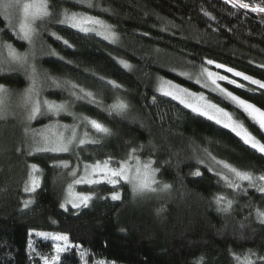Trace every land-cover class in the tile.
<instances>
[{
    "label": "trees",
    "instance_id": "1",
    "mask_svg": "<svg viewBox=\"0 0 264 264\" xmlns=\"http://www.w3.org/2000/svg\"><path fill=\"white\" fill-rule=\"evenodd\" d=\"M94 2L110 11L50 0L53 15L42 26L67 39L73 47L43 33L45 53L38 66L42 73L76 82L101 101L98 105L77 101L72 107L76 113L102 122L112 132L110 136L92 133L100 143L83 146L79 152L82 160L94 162L112 157L119 161L130 151L129 145H143L141 159L154 160V166L160 168L157 179L171 188L134 196L124 182L115 187L95 185L85 189L94 193L87 208L64 211L60 208L62 185L57 181L65 177V171L52 165L60 160L76 162L75 155L29 156L27 149L18 146L17 135H6L1 143L5 153L0 154V264H41L29 249L30 242L36 251L52 254V244L34 234L30 236V231L67 234L74 244L88 249L92 259L117 264H236L234 256L246 254L249 249L264 255V223L255 216L256 207L264 209V194L254 189H248L246 194L227 189L216 172L230 174L203 150L207 149L216 160L256 175L264 173V156L231 132L156 93L160 78L196 91L205 90L209 99L233 113L264 142V133L241 110L218 93L173 72L187 66L199 69L211 59L264 81V14L232 8L224 0ZM246 2L257 4L261 0ZM65 8L104 19L114 27L118 45L58 24L56 18ZM5 27L0 16V29ZM8 32H3L0 39L23 49L15 35ZM51 50L57 55H49ZM121 59L130 63L131 69H125L119 63ZM226 75L235 78L230 73ZM235 79L246 89L227 82L221 85L264 108V90ZM109 80L120 87H112ZM0 84L22 90L27 86V77L18 70L0 75ZM153 95L157 97L155 104ZM44 96L57 102L71 99L66 91L50 88ZM121 99L129 105L127 112H110L108 106ZM49 121L50 116H39L31 128ZM197 157L204 163H197ZM32 163L42 170L41 184L35 193H25L23 187ZM197 170L201 175H192ZM243 186L247 187V182ZM113 191L120 193L119 200L111 199ZM213 194L233 199L232 211H218ZM28 199L33 203L25 209L23 202ZM61 264H80L77 250L63 253Z\"/></svg>",
    "mask_w": 264,
    "mask_h": 264
},
{
    "label": "snow or ice",
    "instance_id": "2",
    "mask_svg": "<svg viewBox=\"0 0 264 264\" xmlns=\"http://www.w3.org/2000/svg\"><path fill=\"white\" fill-rule=\"evenodd\" d=\"M75 2L89 9L99 8L103 12L110 11V9L101 8L99 3L94 2V0H75ZM224 3L230 4L232 8L264 14V0L257 4L248 3L246 0H224ZM16 7L22 8L23 11V18L19 23L18 29L9 11ZM0 9L3 10L6 21V27L5 29H0V35L5 31H14L18 41H25L30 46L34 44L35 38L39 36L37 28L34 26L35 22L44 21L53 15L50 10V0H27V2H23V0H0ZM205 15H208V13H205ZM57 23L66 25L85 35L95 34L110 43H115L118 38L111 24L87 12H75L65 8L60 12ZM50 35L56 40L62 41L65 46L73 47L67 39L57 35L55 32L50 33ZM5 49L7 50L6 56L3 54ZM48 54L57 55L54 50H51ZM34 59V52L21 53L11 43L0 41V75L9 74L20 69L28 73L30 85L25 89L22 98L24 111L26 112L25 120L30 124L39 116L58 117L61 113L70 115L73 118L74 123L71 125L61 124L59 120H54L42 129H33L29 126L24 128L25 136L31 138L27 155L32 156L36 153H71L76 157V165L74 167L70 165L68 160H60L52 165L54 168L68 170L66 175L71 177V181L67 183L64 190V197L60 203L61 209L68 211L69 207L71 209H80L89 206L93 200L94 193L78 192L76 190L78 185L92 186L106 183L115 187L124 182L131 187L134 195L162 193L167 192L171 188V185L157 179L160 168L154 166V160L141 159L139 152L144 148L143 145H129L130 151L119 161H114L112 157L94 162L82 160L79 152L83 151V146L100 143V139L92 135L93 132L98 136H110L112 132L102 122L88 116L78 115L72 111V107L77 101H85L88 104L97 105L101 101L97 100L95 93L81 87L72 80L52 77L47 72H38L36 65L30 62V60ZM68 63H71V61ZM119 63L125 69H131L132 67L130 63L123 59ZM203 63L209 66L214 65L216 69H223L225 72L230 73L231 77L240 78V80L248 82L249 85H254L257 86V89L264 90V81L247 75L242 71L227 67L211 59H207ZM261 67H264V65ZM179 75L185 76L189 80L193 78L188 72H181ZM235 78L222 75L220 72L212 71L202 65L199 74L195 78V83L205 89H209L212 93H218L223 99L234 105L235 108L241 110L258 127L259 131L264 133V108L250 103L233 91L228 90V88L223 87L220 83L227 82V84L233 85L235 88L246 89V85ZM101 79L103 78L101 77ZM107 83L114 88L120 87L115 81L109 80ZM49 88L66 91L71 99L59 102L48 99L43 96V93ZM156 92L163 97L170 98L172 101H177L184 108L190 109L199 116L206 117L207 120L213 121L224 129H228L245 145L264 156V142L258 139L256 135H253L243 121L235 118L231 112L213 102V100L205 96L204 92H192L188 88L164 78L159 79ZM12 94V91L6 85L0 84V116L6 114L9 107L7 99ZM156 101L157 97L153 95V104ZM128 108L129 105L123 99L108 106V110L117 115L125 114ZM81 128H83L82 132L80 131ZM203 152L214 164L222 166L230 174L225 175L216 172L217 177L223 181L227 189H231L235 193L243 192L245 194L248 189H254L256 192L264 194V173L256 175L252 171L240 170L225 161L216 160L214 156L207 152V149H204ZM197 163L202 164L204 160L197 157ZM28 167L30 171L23 191L25 193H35L41 184L40 173L42 170L35 163L30 164ZM208 170L210 172L213 171L211 167ZM192 175L200 176L201 173L197 170ZM244 182H247V187L243 186ZM120 198L119 192L113 191L111 193L113 201ZM213 202L217 206V210L224 213L232 211L234 205V200L224 194H213ZM32 203L33 201L28 199L23 202V206L27 209ZM249 207L252 206L250 205ZM255 216L261 223H264V209L256 207ZM29 235H33V232L30 231ZM34 235L43 238L45 241L53 242L54 255L40 253L33 248L31 242L29 243L28 247L31 249L32 254L35 257H39L42 264H61L62 254L70 249L77 250L80 264H90V260L91 264H114V262H109L103 258L92 259L93 254L82 245L74 244L67 234L35 231ZM234 259L236 264H264V255L257 254L251 249L246 254L242 253L234 256Z\"/></svg>",
    "mask_w": 264,
    "mask_h": 264
},
{
    "label": "rangeland",
    "instance_id": "3",
    "mask_svg": "<svg viewBox=\"0 0 264 264\" xmlns=\"http://www.w3.org/2000/svg\"><path fill=\"white\" fill-rule=\"evenodd\" d=\"M59 3H61V4H66V3H71V2H75V0H57ZM23 2H27V0H23ZM84 7H86V6H84ZM87 8V7H86ZM10 11V14H11V18H12V20H13V22L16 24V26H17V29H18V27H19V23H20V21L22 20V18H23V11H22V8H20V7H16V8H13V9H10L9 10ZM60 14V13H59ZM59 14H58V16H57V18H56V22H57V20L59 19ZM0 16L5 20V17H4V14H3V10L2 9H0ZM49 19V18H48ZM48 19H46V20H44V21H36L35 22V27L37 28V31L39 32V36H37L36 38H35V42H34V44L33 45H28V43L27 42H25V41H20L21 42V45L23 46V49H18L17 47H15V45L14 44H12L11 42H9V41H6V40H3V39H0V41H5V42H7V43H11L16 49H17V51H19V52H21V53H24V52H34L35 53V59L34 60H30V62L31 63H34L35 65H36V68H37V70H38V72H41L42 73V71L40 70V68H39V66H38V60L39 59H41V57H42V55L45 53V51H44V45H43V41L41 40V36H42V34L43 33H46L47 35H50V33H52V31L49 29V28H45V26H42V24L44 23V22H47L48 21ZM6 22V21H5ZM66 26V25H65ZM68 27V26H67ZM45 28V29H44ZM75 30V29H74ZM77 31V30H76ZM14 34L15 35V33H14V31H9L7 34ZM41 33V34H40ZM93 35H95V34H93ZM51 36V35H50ZM96 36V35H95ZM96 37H98V38H100V39H102L103 41H105V42H107V43H109V44H111V45H114V46H117L118 45V42H119V39L117 38V40H116V42L115 43H110L109 41H107V40H104L102 37H100V36H96ZM3 54L6 56L7 55V50L5 49V50H3ZM204 67H208V68H210V70H212V71H218V72H220V74H222V75H226V74H229V73H227V72H225L223 69H216L215 67H214V65H212V66H209V65H204ZM25 75H26V77H27V86L26 87H24V88H22V90H16V91H14V90H12V88H10V87H8L11 91H12V96L11 97H9L8 99H7V104L9 105V107H8V110H7V112H6V114H4L3 116H0V150H3V151H1L0 152V154H2V153H5V150L3 149V148H1V143H2V140H5L6 138H5V136L6 135H10V134H15V135H17L18 137V146H22L24 149H28V145L31 143V138L30 137H26L25 136V134H24V128L26 127V126H29L30 128H31V126H32V124L34 123V121H32L30 124L25 120V116H26V112L24 111V107H23V95H24V91H25V89H27L28 87H29V85H30V80H29V78H28V73H26L23 69H20ZM173 72L176 74V75H178V77H181V78H184V79H188L187 77H185V76H181V75H179V73H181V72H188L189 74H191L192 75V79L190 80V81H192L195 85H198L199 86V84H196L195 83V78H196V76L199 74V72H200V68L199 69H197V68H190L189 66H187V67H181V68H176V69H174L173 70ZM164 79H166V78H164ZM166 80H170V79H166ZM171 81H173V80H171ZM159 82V81H158ZM158 82H157V85H158ZM173 83H175V84H179V83H177L176 81H173ZM221 84H223V82H220ZM157 85H156V87H157ZM180 85V84H179ZM182 86V85H181ZM46 87H47V85H46ZM182 87H185V88H188L190 91H192V92H204V91H196V90H193V89H190L189 87H187V86H182ZM199 87H201V85L199 86ZM157 93V95H159V96H161L158 92H156ZM204 94H205V96H207L206 95V93L204 92ZM43 96H44V93H43ZM163 97V96H162ZM165 98H167V97H165ZM167 99H169L170 100V98H167ZM172 101V100H171ZM173 102H175V103H177L178 105H180L182 108H184V106L183 105H181V104H179L177 101H173ZM184 109H186V110H188L189 112H191L192 114H194V115H196V116H199L198 114H196V113H193L190 109H188V108H184ZM72 111H73V108H72ZM75 112V111H74ZM76 113V112H75ZM78 114V113H77ZM233 114V113H232ZM78 115H80V114H78ZM233 116L236 118V116L233 114ZM48 117V116H47ZM51 117V121H49V122H47V124H49V123H51L52 121H54V120H59V122L61 123V124H68V125H71V124H73L74 123V121H73V118H72V116H70V115H67V114H65V113H61V115L60 116H58V117H53V116H50ZM199 117H201V118H203V119H205V120H207V118L206 117H202V116H199ZM38 118V117H37ZM61 118L63 119V118H65V119H67V120H69V121H62L61 120ZM207 121H209V120H207ZM210 122H212V123H214L213 121H210ZM47 124H44V125H42V126H39L38 128H36V129H42L45 125H47ZM215 124V123H214ZM215 125H217V124H215ZM217 126H219V127H221V128H223L222 126H220V125H217ZM224 129V128H223ZM225 130H227V131H229L228 129H225ZM80 131L82 132L83 131V128H81L80 129ZM230 132V131H229ZM94 133V132H93ZM232 133V132H231ZM232 134H234V133H232ZM235 135V134H234ZM52 154H57V153H52ZM72 155L71 153H59V155ZM260 154V153H259ZM70 165L71 166H75L76 165V162L75 161H73V163H70ZM220 166V165H219ZM221 169H223L222 168V166L220 167ZM82 170V169H81ZM223 170H225V169H223ZM65 171V177L64 178H59L58 179V183L60 184V185H62V191H61V202H62V200H63V197H64V190L66 189V186H67V183H69L70 181H71V177H69V176H67L66 175V173H67V171L68 170H64ZM102 184H106V183H102ZM98 185H100V184H98ZM92 186H95V185H92ZM92 186H87V185H78L77 187H76V190L78 191V192H86L87 193V191L85 190L86 188H89V187H92ZM129 186V185H128ZM130 187V186H129ZM130 189H131V187H130ZM144 195V194H143ZM134 196H142V195H134ZM83 208V207H82ZM69 209H71L70 207H69ZM33 234H34V232H33ZM40 239H42L43 240V238H41V237H39ZM45 241V240H44ZM46 242H49V243H51L52 244V246H53V242L52 241H46ZM51 255H54V250H52V254ZM109 262H111V261H109ZM41 264H42V261H41ZM91 264V263H90ZM114 264H117V263H115L114 262Z\"/></svg>",
    "mask_w": 264,
    "mask_h": 264
}]
</instances>
